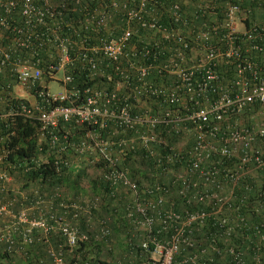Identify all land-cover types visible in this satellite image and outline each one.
<instances>
[{
  "label": "built area",
  "instance_id": "1",
  "mask_svg": "<svg viewBox=\"0 0 264 264\" xmlns=\"http://www.w3.org/2000/svg\"><path fill=\"white\" fill-rule=\"evenodd\" d=\"M80 2L81 0H0V72L8 71L14 75L13 86L16 94L29 100L28 104L20 102L18 105L9 106L0 112V116L15 114L30 116L36 110L41 132L43 135L47 134L49 145L56 151H64L72 146L79 154L85 156L91 154L92 157L89 159L91 164L102 157L104 165L97 166L101 178L108 182L110 187L122 185L133 192L131 201L125 207L126 216L134 231L148 232L147 237L139 240L138 246L149 252L150 259L157 264H178L180 260L176 256L181 250L195 244L190 230L185 232V227L193 221H202L209 212L205 209L186 210L182 215L171 208L161 212L160 204L164 200L162 194H166L167 188L156 197L149 199L143 197L141 192L152 194L151 188H140L138 182L131 178L127 169L120 164L119 155L125 143L123 139L113 140L109 136L104 137L95 127L87 128L78 138L73 137V133L68 129L60 128L59 131L57 128L54 131V128L58 127L60 120L71 119L90 125L98 124V127L104 126L106 120H113L123 128L132 127L141 121L169 123L183 118L192 119L198 129L199 139L192 148L188 168L176 172L173 181L179 182L177 193L185 197L186 201H204L206 198L214 197L217 206L211 208L219 210L233 195L235 184L240 177L251 170L264 169V149L257 143L259 139H264V121L253 126H238L228 121L231 116L239 114L252 103L264 104V58L256 59L250 52L247 53L250 50L261 51L263 46L255 40L249 46L243 47V38L261 39L260 31L254 27L245 28L237 13L239 5L234 3L227 6L224 16L218 23L211 25V30L217 34V40L209 42L206 39L207 30H202L196 34L197 44L190 45L182 35H179L181 33L178 30H168L154 18L142 19L139 8H129L128 18L141 19L143 24L160 29L163 37L169 39V43L172 41L171 38L176 42L175 46L169 44L167 49L170 53L160 63L161 68L176 75L175 84L168 88L152 85L145 80L152 63L130 62L129 67L135 68L137 81L135 89L146 84L148 91L155 96L164 93L169 104L176 103L183 95L196 102L199 99L204 100L203 105L187 111L183 116L171 105L163 110L161 115L150 112L138 114L132 112L131 104L127 101L130 94L123 89L129 86V78L131 80L132 76L118 63L114 65L117 76L113 88H86L84 99L76 101L80 97L79 88L70 84L73 78L66 71V67L72 61L70 50L75 43V36L79 37L81 46L83 44L82 55L87 68L94 74L102 73L103 67H100V62L93 54L100 52L108 60L116 62L126 53L125 47L132 32L130 27H126L119 34L111 35V30L103 28L106 32L98 34L97 42H88L82 32L89 27L93 28L94 25L105 27L110 15L102 8L96 13L82 9ZM108 3L117 4L115 0ZM103 6L106 7V4ZM77 7L83 11L78 19H75L70 11H76ZM171 10L174 21L186 22L182 18L178 3L172 4ZM49 43L56 47L57 52L55 58L47 64L46 77L61 84V89L57 91L43 87V83L47 85L48 80L42 77V70L38 66L39 57H33L37 53L34 45L43 47ZM183 49H191L195 55L190 56L188 60ZM198 52L200 54L196 55ZM219 59L224 63L233 64V77L227 83L222 82V74L217 70ZM31 88L33 91H30ZM211 93L215 95L212 97ZM55 100L65 103H57L49 108L43 107L44 103ZM210 117L219 122H226L223 130L217 124L208 129L212 136L220 135L217 142L206 139L203 131L204 124ZM153 139L154 136L150 133L142 134V146L149 147ZM262 145L264 146L263 140ZM214 151L227 159L236 155L239 159L237 168L223 172V169L213 162H208L211 168H204L203 162L207 161L210 153ZM4 156V152H0V249L2 251L21 249L17 244L18 238L23 243H31L34 239L40 238L48 242L49 235L58 232L63 240L58 242L56 247L49 244L47 251L52 264H65L63 246L67 245L71 249L78 245V241H85L89 237L86 230L80 229L73 221L80 218V213H86L90 218V208L95 206V203L88 200L83 202L73 200L69 195L54 198V195H60L59 192H55L51 197L42 196L36 193L37 190L34 191L37 195L28 199L27 193L19 190L22 198L19 208L14 209L16 198L8 193L12 175L2 167ZM168 158L171 159V156ZM156 160L159 161L160 158L157 157ZM60 161L67 162V158H61ZM242 164L244 166H241ZM221 173L223 177L218 178ZM198 177L213 182L208 186L210 189L203 188L201 182L197 180ZM156 188L160 190L159 185ZM35 208L38 213L33 214L32 209ZM101 222L99 233L105 235L109 227L104 220ZM156 222H160V227L165 230L173 222L179 224L169 235L159 239L153 231ZM233 227L228 225L226 232L229 233ZM155 231L161 230L158 228ZM99 233L95 236H99ZM230 252L234 253L233 259H239L238 252L232 247ZM185 259L187 257L183 258ZM116 264H135V258L128 260L119 258Z\"/></svg>",
  "mask_w": 264,
  "mask_h": 264
},
{
  "label": "trees",
  "instance_id": "2",
  "mask_svg": "<svg viewBox=\"0 0 264 264\" xmlns=\"http://www.w3.org/2000/svg\"><path fill=\"white\" fill-rule=\"evenodd\" d=\"M110 1L114 0H81L82 9H89L96 13L102 8L110 15L105 27L94 25L93 28L89 27L82 33L88 42L95 43L99 38L98 34L106 32L103 28L111 30V35H117L123 28L130 27L132 32L129 43L125 47L126 53L116 62H112L100 52H95L93 56L100 62L103 71L93 74L87 68L82 55L83 44L81 46L78 41L79 37L75 36V43L70 50L72 61L66 67V71L73 78L70 84L79 88L80 97L76 99L77 102L84 99L86 88H113L117 76L114 65L118 63L132 76L131 80L129 78V86L123 89L130 94L127 101L131 104L133 113L150 112L154 115H161L163 110L171 105L183 116L187 111L203 105L204 100L199 99L196 102L187 98L186 95L181 96L176 103L169 104L164 93L155 96L148 91L146 84L135 89L137 82L135 68L129 67L130 62L134 64L152 63L145 77L146 82L152 85L168 88L175 84L176 75L165 71L160 63L170 53L167 49L169 44L175 46L176 42L174 38H171L172 41L169 43V39L163 37L160 29L143 24L141 19L128 18L127 11L132 7L139 8L142 19L154 18L168 30H178L181 33L179 35H182L188 44L195 45L197 44L195 41H198L196 34L202 30H207L206 39L209 42L217 40V34L213 33L211 25L219 22L228 5L238 4L237 13L245 28L254 27L261 34V39L243 38V47L249 46L255 40L260 42L263 46L261 51L250 50L247 53L250 52L256 59L264 58V13L261 16L254 10L258 5L264 6V0H115L116 5L108 3ZM174 3L179 4L185 23L173 20L171 6ZM103 4H106V7ZM82 11L77 7L76 11H70V14L78 19ZM34 48L37 49V53L33 57H39L38 66L42 70V77L49 80L46 77L48 75L47 64L55 58L56 47L49 43L43 47L34 45ZM182 51L188 60L190 56L195 55L191 49ZM199 54L200 52L196 55ZM217 70L222 74L223 83L229 82L233 77L232 62L224 63L219 59ZM13 76L8 71L0 72V112L20 102L26 104L29 102L28 99L16 94ZM43 84L44 88L48 87L45 82ZM30 91H33V88ZM210 95L213 97L215 94ZM57 103H65V101H50L44 103L43 107L49 108ZM35 113L36 110L30 116L21 114L0 116V152L5 154L2 167L12 175L8 193L16 198L14 209L19 208L22 198L21 190L27 193L28 199L34 198L37 195L34 191L37 190L38 195L47 197L59 192L60 195L53 197L69 195L73 200L78 199L82 202L88 200L90 203H95V206L90 208V218L87 217L88 214L80 213V218L73 222L80 229L86 230L89 237L85 241H78V245L71 249L67 245L63 246L65 264H116L119 258L124 260L135 258V264H157L150 259L149 252L138 246L139 240L147 237L148 232L146 230L134 231L126 216L125 207L131 201L133 192L122 185H117L116 188L110 187L108 182L101 178L97 166L104 165L102 157L91 164L89 162L91 154L87 156L79 154L72 146L64 151H56L52 148L46 138L47 134L43 135L41 132L40 122ZM228 121L238 126H253L263 122L264 104L252 103L239 114L231 116ZM225 123L211 117L206 120L203 130L206 139L217 142L220 135L213 134L212 136L208 129L217 124L223 130ZM89 127L97 128L104 137L109 136L113 140L123 139L125 141L119 155L120 164L127 169L128 175L138 182L140 188H151L152 194L141 192L143 197L147 199L156 197L159 192L167 188L166 194H162L164 200L160 204L161 212L170 208L182 215L186 210L205 209L209 212L202 221H193L185 227V232L190 230L195 244L181 250L176 256L180 260L178 264H264V169L251 170L240 177L235 184L233 195L223 203L221 209L214 210L211 208L217 206L214 197L206 198L204 201L190 200L188 202L185 197L177 193L176 188L179 182L173 181L177 170L188 168L187 163L192 157V148L199 139L198 129L192 119L183 118L169 123L141 121L132 127L125 126L124 128L113 120H106L104 126L98 127V124L90 125L71 119L60 120L54 131L57 128L59 131L68 129L73 133V137L78 138ZM147 133L152 134L154 139L146 148L141 144V135ZM262 140L259 139L257 143L264 149ZM168 154L171 159L168 158ZM65 157L67 162H61L60 159ZM157 157L160 158L159 161L156 160ZM208 162L217 164L224 172V170L237 168L239 159L236 155L227 159L214 151L210 153L207 161L203 162L204 168L212 167ZM222 177L221 173L218 178ZM197 180L201 182L203 188H209L208 186L213 183L201 177ZM157 185L160 186V190H156ZM32 212L33 214L38 213L37 208L32 209ZM102 220L109 227L105 235L99 233ZM178 224L179 222H173L165 230L160 227V222H156L153 225V231L160 239L169 235ZM228 225L234 226L229 233L225 230ZM158 228L161 231H155ZM35 233L38 234V232ZM97 233L100 235L96 237ZM62 240L63 237L58 232L51 233L48 242L40 238L34 239L31 243H23L18 238L17 244L21 246V249L16 251L0 249V264H52L47 246L51 244L56 247L57 243ZM230 247L238 252L239 259H233L234 253L230 252ZM185 257L187 259L183 260Z\"/></svg>",
  "mask_w": 264,
  "mask_h": 264
},
{
  "label": "rangeland",
  "instance_id": "3",
  "mask_svg": "<svg viewBox=\"0 0 264 264\" xmlns=\"http://www.w3.org/2000/svg\"><path fill=\"white\" fill-rule=\"evenodd\" d=\"M59 75L60 74H58V76ZM47 85H48V88H49L50 91H57V90L61 89V84L58 81L54 80V79L48 80ZM253 118H255V117L253 116ZM180 171H182V169L181 170H177V172H180Z\"/></svg>",
  "mask_w": 264,
  "mask_h": 264
},
{
  "label": "crops",
  "instance_id": "4",
  "mask_svg": "<svg viewBox=\"0 0 264 264\" xmlns=\"http://www.w3.org/2000/svg\"><path fill=\"white\" fill-rule=\"evenodd\" d=\"M254 10H256L258 12V14H260L262 16L264 13V6L258 5V6H256V8Z\"/></svg>",
  "mask_w": 264,
  "mask_h": 264
}]
</instances>
